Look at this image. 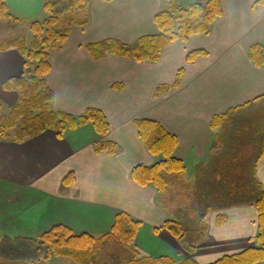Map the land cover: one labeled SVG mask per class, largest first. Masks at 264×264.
I'll return each instance as SVG.
<instances>
[{
	"label": "crops",
	"instance_id": "obj_1",
	"mask_svg": "<svg viewBox=\"0 0 264 264\" xmlns=\"http://www.w3.org/2000/svg\"><path fill=\"white\" fill-rule=\"evenodd\" d=\"M4 1L10 13L24 20L44 4V0ZM206 1L176 2L187 6ZM255 1L220 0L222 15L212 23L209 34L170 43L153 63L116 55L96 60L86 45L108 38L132 44L142 35L157 34L154 16L168 8V0L88 1V23L73 26L67 41L50 52L47 84L54 93V110L80 115L87 108H98L110 130L103 138L91 125L67 131L63 138L52 130L22 142L13 141L11 135L0 138V246L7 252L0 264L32 261L35 253L30 239L54 225L98 238L111 229L119 212L141 221L132 244L140 256L167 257L177 263L190 257L196 264H209L254 246L257 212L251 205L211 211L206 222L201 218L202 230L192 250L185 238L178 241L165 229L154 232L165 220L178 219L175 208L163 200L168 190L161 193L152 185H138L131 170L159 159L139 139L133 123L137 118L157 121L177 138L173 156L184 161L180 179L184 182L192 179L188 170L200 175L205 165L212 164L217 149L230 147L233 140L241 137L260 146L264 66L254 65L248 52L253 44H264V5L253 10ZM193 50H204L206 55L187 62ZM180 69L184 75L178 87L154 96L158 86L174 83ZM22 71L23 58L16 49L0 52V104L16 93L2 90V84ZM244 105L247 108L235 109L223 125L210 127L214 115ZM238 126L251 129L239 133ZM105 141L116 145L113 155L96 152L98 143ZM70 171L74 181L64 187L62 179ZM254 173L264 187V157ZM176 181L173 178L172 183ZM217 215L224 216L220 224ZM44 264L74 263L53 257ZM254 264H264V260Z\"/></svg>",
	"mask_w": 264,
	"mask_h": 264
},
{
	"label": "trees",
	"instance_id": "obj_2",
	"mask_svg": "<svg viewBox=\"0 0 264 264\" xmlns=\"http://www.w3.org/2000/svg\"><path fill=\"white\" fill-rule=\"evenodd\" d=\"M88 1L44 0L43 8L48 13L46 18L40 21H29L28 33L0 43V52L16 49L23 58L22 74L19 77H11L2 84L3 90L15 91L18 100L10 107L7 114L2 113V104H0V138L11 135L13 141L22 142L45 130H52L58 138H63L67 131L76 130L85 125H91L100 138L107 136L110 126L102 110L91 107L80 115L56 111L52 108L54 93L47 84V76L51 70L50 52L60 48L67 41L73 26H84L88 23ZM100 1L111 2L112 0ZM263 5L264 0H256L252 9L256 10ZM221 15L220 0H207L204 4L194 2L187 6L179 5L176 0H168V8L159 10L154 16V22L158 28L157 34L142 35L132 44L108 38L87 44L86 50L96 60L107 55H116L138 62H157L164 48L170 43L187 42L195 35L209 34L212 23ZM12 20L20 22L22 18L10 13L5 1L0 0V21ZM248 53L254 65L264 66V44H253ZM201 55H206V51H190L186 61L192 62ZM183 75L184 69H180L174 83L158 86L154 96L166 92L171 87H178ZM247 105L236 106L214 115L210 121V127L223 125L235 109L247 108ZM133 123L144 147L159 159L149 166L133 167L132 179L140 186L152 185L161 193L173 187L188 189V184L180 180L186 168L184 161L173 156L177 138L157 121L137 118ZM95 150L98 153L113 155L116 152V145L105 141L98 143ZM225 150V147L217 149L212 155L213 165L219 164V161L225 158ZM262 157H264V136L254 160L247 159V166L241 169L246 177L237 185V191H233L230 196L216 191L209 194L205 200L196 197L197 204H194V210H192L194 215L187 212L188 214L183 216L185 223L193 220L200 225L201 216H203L200 211L205 209L214 211L234 205H251L256 209L255 245L240 253L223 256L209 264H254L264 260V187L254 173ZM173 178L179 179L180 182L177 180L172 183ZM73 181L74 174L70 171L62 179V185L69 186ZM223 221L224 216L217 215L216 222L220 224ZM182 224L183 221L179 218L168 219L160 227H155L154 232L165 229L178 241L183 242L186 230ZM140 226L141 221L126 212L117 213L111 229L98 238L87 233L74 234L66 226L54 225L30 239L35 253L33 264H44L46 260L53 257L69 258L74 264H107L102 263L101 256L106 248L111 246L119 254L118 257L117 254H113L115 258H127V264H196L190 257L177 263L167 257L140 256L132 248ZM127 253L131 256L125 255Z\"/></svg>",
	"mask_w": 264,
	"mask_h": 264
},
{
	"label": "rangeland",
	"instance_id": "obj_3",
	"mask_svg": "<svg viewBox=\"0 0 264 264\" xmlns=\"http://www.w3.org/2000/svg\"><path fill=\"white\" fill-rule=\"evenodd\" d=\"M176 1L179 2L186 0ZM35 13L36 14L32 13L30 17H26L25 20L22 18L20 22H15L13 20L0 21V43L10 40L19 35L28 33L27 24L29 21H40L48 16V13L44 10L43 5L42 8L36 11ZM16 96L17 93H12L11 98H6L5 102H2V113L7 114L10 111L11 102L14 101V98ZM249 108H256V106H249ZM259 108L264 109V106H261ZM255 119L257 118H252L251 121ZM244 129L248 132L250 131L251 126H247V128L243 126H238L237 132L241 133ZM238 139L239 141L233 140L229 144L230 147L226 148V150L224 151L226 156L225 158L219 161V164L205 165L200 175H197V173L192 174L191 169L188 170V178H192L191 180L189 179L190 181H186V183H190L187 186L188 189L173 187L168 191V197L166 199L164 197L163 200L166 201L171 208H175L176 217L182 220V217L185 216L184 214L187 215V212L192 213V210H194V204H197L198 197H200L202 200H205L209 194H213L216 191L230 196L233 191L238 190L237 185H239L240 182H242L246 177L241 171V169L247 166V159L253 161L255 155L258 152V144L246 143L241 139V137ZM178 182H180V180ZM200 213H202L203 215V217L201 216L203 221L206 222L210 219L211 210L205 209L200 211ZM192 215H194V213H192ZM184 224L186 230L185 240L188 243L187 247L192 250L194 249L192 243H195V241H197L202 229L198 225L199 223H195L193 220L188 221V223L184 222ZM4 250L5 249H2L0 246V259L2 260H0V263H4L3 260H5V255L7 254V252ZM113 254H117L114 248L112 246L107 247L101 256V260L103 261L102 263L127 264V258H117L119 254H117V257L115 258ZM125 255L131 256L129 253ZM33 262L34 258H32V261H25L24 263L33 264Z\"/></svg>",
	"mask_w": 264,
	"mask_h": 264
}]
</instances>
